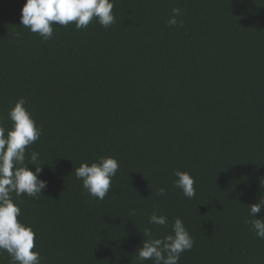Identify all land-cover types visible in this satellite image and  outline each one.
<instances>
[{"label":"trees","instance_id":"16d2710c","mask_svg":"<svg viewBox=\"0 0 264 264\" xmlns=\"http://www.w3.org/2000/svg\"><path fill=\"white\" fill-rule=\"evenodd\" d=\"M25 2L0 0V120L23 97L43 129L25 163L38 152L48 186L13 193L41 264H154L137 258L144 230L163 238L176 218L194 240L178 264H264L246 223L264 197V0H115L110 27L56 24L47 41L21 24ZM101 156L119 163L103 200L75 175Z\"/></svg>","mask_w":264,"mask_h":264},{"label":"clouds","instance_id":"9594fccd","mask_svg":"<svg viewBox=\"0 0 264 264\" xmlns=\"http://www.w3.org/2000/svg\"><path fill=\"white\" fill-rule=\"evenodd\" d=\"M115 0H26L21 9L20 21L23 27L37 33L47 41L53 37V25L67 26L75 23L77 29L86 28L93 20L102 27L108 28L115 23L113 13ZM181 9L173 8L168 19L169 26H182L179 20ZM26 100L21 97L8 111L12 127L6 128L0 120V251H6L11 257L10 264H41V256L34 241L36 233L30 225L21 222L19 204L13 199L27 195L38 198L47 188V181L40 179L42 165L37 166L39 153H30L31 163H25L26 149L41 136L43 129L37 126L31 112L25 107ZM35 165V170L27 165ZM44 165V164H43ZM119 170L118 160L114 157L101 156L98 161L81 163L75 169L77 179L82 180L83 188L92 197L103 200L109 193L112 180ZM173 184L183 195L194 198L195 178L190 172L175 170ZM166 189L161 187L157 195L164 196ZM250 206L246 221L257 238L264 240V216L255 218L264 211V197ZM132 214H135L133 210ZM149 224L166 226L167 217L154 211L148 220ZM143 246L138 249L140 261L152 260L154 264H178L181 253L190 251L194 240L183 221L176 218L171 234L163 238H153L151 229H145Z\"/></svg>","mask_w":264,"mask_h":264}]
</instances>
